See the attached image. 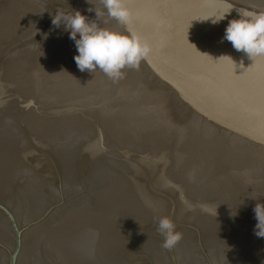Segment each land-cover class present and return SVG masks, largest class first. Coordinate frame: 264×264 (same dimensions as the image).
<instances>
[{
    "label": "water",
    "instance_id": "1",
    "mask_svg": "<svg viewBox=\"0 0 264 264\" xmlns=\"http://www.w3.org/2000/svg\"><path fill=\"white\" fill-rule=\"evenodd\" d=\"M90 3L0 0V264H264V57L221 43L264 0H130L152 51L115 81L52 25Z\"/></svg>",
    "mask_w": 264,
    "mask_h": 264
},
{
    "label": "clouds",
    "instance_id": "2",
    "mask_svg": "<svg viewBox=\"0 0 264 264\" xmlns=\"http://www.w3.org/2000/svg\"><path fill=\"white\" fill-rule=\"evenodd\" d=\"M87 2L90 3V0ZM129 2L130 0H100L102 10L94 7L88 9L89 12H95L94 20L79 10L70 14L57 12L53 16L52 25L55 28L63 26L68 38L75 44L78 54L74 56V61L79 71L99 70L115 81L123 77L126 68H138L150 55L152 48L149 42L129 27L134 19ZM235 10L239 18L228 21L221 43L230 42L234 50L243 52L252 60L264 57V12ZM231 11L232 9L219 17L213 16L202 21L211 19L213 24H218L226 19ZM104 16L117 21L124 26V30L104 27L99 23ZM104 23H107V20ZM253 211L257 220L254 234L264 238V204L257 203ZM157 231L163 237L162 247L166 250L173 249L182 239V234L176 231L175 224L167 216L158 220Z\"/></svg>",
    "mask_w": 264,
    "mask_h": 264
}]
</instances>
